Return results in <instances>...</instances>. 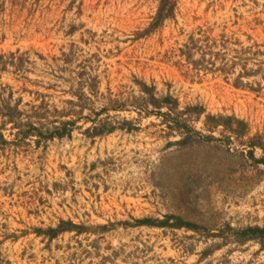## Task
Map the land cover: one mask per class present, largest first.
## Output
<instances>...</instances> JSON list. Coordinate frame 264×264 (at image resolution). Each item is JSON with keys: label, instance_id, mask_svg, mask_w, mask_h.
<instances>
[{"label": "rangeland", "instance_id": "obj_1", "mask_svg": "<svg viewBox=\"0 0 264 264\" xmlns=\"http://www.w3.org/2000/svg\"><path fill=\"white\" fill-rule=\"evenodd\" d=\"M0 103V264H264V0H0Z\"/></svg>", "mask_w": 264, "mask_h": 264}, {"label": "trees", "instance_id": "obj_2", "mask_svg": "<svg viewBox=\"0 0 264 264\" xmlns=\"http://www.w3.org/2000/svg\"><path fill=\"white\" fill-rule=\"evenodd\" d=\"M166 6L161 7L158 16L156 18V22L153 26H157L160 23H162L166 18H168L169 16L165 14V10ZM169 101V100H166ZM7 112H5V110ZM23 113L21 111H19V105L15 106V107H10L8 104H6V106H4L3 104L0 103V117H9L8 122L14 121L15 117H19L21 116ZM40 116L39 118L41 119ZM31 119V118H30ZM7 122H5L6 124ZM72 124V122H66V123H62V127H56L54 129L53 132H51L49 134V139H54L56 137L58 138H64L69 137L70 136V130L67 129L68 125ZM26 138L30 137L31 134L27 133V134H23ZM96 135H100V134H96ZM0 141L2 143H7L3 136L0 134ZM261 163L264 164V159L261 160ZM169 219L170 217H168V219L164 222L159 223V225H168L169 223ZM139 224L141 225H150V226H155L158 225L156 224V222L154 220L151 219H146V220H142L139 222ZM176 227H187L188 229H196V226L190 224V223H186L183 222L182 220H177V224L175 225ZM84 227L82 226H77L75 224H73L72 222H65L62 221L60 223V225L57 228H49L48 230L44 231V230H38L39 234H43L46 235L47 237H49L50 240H55L57 239L60 235L66 233V232H70V231H78L79 233L84 231ZM239 236L241 239V241H248V240H258V239H263L264 238V228H259V227H255V228H248L246 230H243L239 233Z\"/></svg>", "mask_w": 264, "mask_h": 264}]
</instances>
